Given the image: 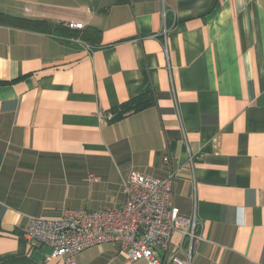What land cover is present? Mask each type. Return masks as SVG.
I'll use <instances>...</instances> for the list:
<instances>
[{
	"label": "crops",
	"instance_id": "crops-1",
	"mask_svg": "<svg viewBox=\"0 0 264 264\" xmlns=\"http://www.w3.org/2000/svg\"><path fill=\"white\" fill-rule=\"evenodd\" d=\"M0 4L99 31L84 45L0 24V264H66L22 236L28 219L119 206L133 172L175 173L174 206L202 238L190 264H264V0ZM147 87L154 105L105 119ZM92 249L74 264H146Z\"/></svg>",
	"mask_w": 264,
	"mask_h": 264
},
{
	"label": "built area",
	"instance_id": "built-area-1",
	"mask_svg": "<svg viewBox=\"0 0 264 264\" xmlns=\"http://www.w3.org/2000/svg\"><path fill=\"white\" fill-rule=\"evenodd\" d=\"M70 30H83L80 23H63ZM166 31L160 35L167 53ZM76 41L85 45L80 38ZM106 120H112L108 113ZM175 173L164 179L131 173L124 182V201L109 209H62L54 218H29L22 236L32 245L50 249L47 260L74 264L84 250L112 243L130 262L146 264H190L194 246L202 241L195 217L183 219L173 203ZM89 179H92L89 176ZM179 233L183 258L170 253L173 235Z\"/></svg>",
	"mask_w": 264,
	"mask_h": 264
},
{
	"label": "trees",
	"instance_id": "trees-1",
	"mask_svg": "<svg viewBox=\"0 0 264 264\" xmlns=\"http://www.w3.org/2000/svg\"><path fill=\"white\" fill-rule=\"evenodd\" d=\"M0 24H4L19 29L40 31V32L52 33V34L56 33L58 35L62 34V36H64L65 38L66 37H69L71 39L80 38L86 43L89 35L96 37V39L98 38L99 35V31L94 27H88L86 29V32L80 30L77 34L72 32V30L66 28L63 22L52 23L46 20L29 19L25 17L5 14L2 12H0ZM154 100L155 99L152 89L147 87L136 98L130 99L124 102L123 104L119 105L118 107L114 108L111 111L113 114L112 121L130 116L141 110H144L154 105L155 103Z\"/></svg>",
	"mask_w": 264,
	"mask_h": 264
},
{
	"label": "rangeland",
	"instance_id": "rangeland-1",
	"mask_svg": "<svg viewBox=\"0 0 264 264\" xmlns=\"http://www.w3.org/2000/svg\"><path fill=\"white\" fill-rule=\"evenodd\" d=\"M9 1V3H10V5L11 4H14V2H15V0H8ZM44 1H46V0H44ZM0 3H1V0H0ZM18 4H20V3H18ZM8 6V8H10L11 6ZM0 6H1V4H0ZM18 6V5H17ZM15 7V6H14ZM37 8L36 7H34L33 5L31 6V5H29L28 6V8H27V10L25 11V13L26 12H33V10H36ZM93 249L91 248V249H89V250H86L84 253H86V252H91Z\"/></svg>",
	"mask_w": 264,
	"mask_h": 264
}]
</instances>
